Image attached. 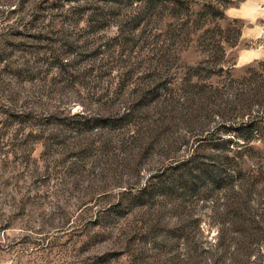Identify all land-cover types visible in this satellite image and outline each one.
Masks as SVG:
<instances>
[{
  "label": "rangeland",
  "instance_id": "rangeland-1",
  "mask_svg": "<svg viewBox=\"0 0 264 264\" xmlns=\"http://www.w3.org/2000/svg\"><path fill=\"white\" fill-rule=\"evenodd\" d=\"M263 59L264 0H0V264H264Z\"/></svg>",
  "mask_w": 264,
  "mask_h": 264
},
{
  "label": "trees",
  "instance_id": "trees-1",
  "mask_svg": "<svg viewBox=\"0 0 264 264\" xmlns=\"http://www.w3.org/2000/svg\"><path fill=\"white\" fill-rule=\"evenodd\" d=\"M239 33H240L239 30L236 31V34H239ZM257 63L260 64V68L264 72V59L262 61L257 62ZM231 64H234V63H229V61L227 62V66L231 65ZM251 79H254V78L251 77ZM262 83H264V79L262 80ZM258 118L262 123H260V124L255 123V126H251V127L257 126L258 133H256V136H258V139L261 142V144L263 145V148L258 149L255 146L251 145L252 139L256 136L252 135V133H245V151L249 155L255 154V153H264V113H262V115L259 116ZM249 121H251V120H249ZM232 138H234V137H232ZM230 142H231V139L228 138L226 143H230ZM263 156H264V154H263ZM259 174H260V177L264 178V167L263 166L260 167Z\"/></svg>",
  "mask_w": 264,
  "mask_h": 264
}]
</instances>
